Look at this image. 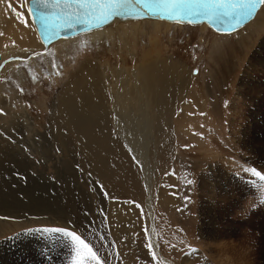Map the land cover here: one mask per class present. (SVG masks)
I'll list each match as a JSON object with an SVG mask.
<instances>
[{
    "label": "rangeland",
    "instance_id": "374dc122",
    "mask_svg": "<svg viewBox=\"0 0 264 264\" xmlns=\"http://www.w3.org/2000/svg\"><path fill=\"white\" fill-rule=\"evenodd\" d=\"M27 1L15 6L12 25L17 26L20 41L34 38L41 46L31 21L27 18L28 24L21 15L28 16ZM257 19L261 23L255 27L259 29L249 26ZM131 24L136 26L115 24L104 28L102 34L98 30L93 36L89 33L57 42L47 54L11 63L6 65L9 70L5 74L0 72V189L4 190H0V209H8L0 213V264H133L107 254L105 241L112 235L107 220L115 219H122L120 228L129 231L128 238L133 235L131 241L137 238L143 245L135 263L153 264L154 255L145 241V193L139 186V169L121 143L120 155H115L111 141L101 134V127L110 123L104 110L107 100L103 97L102 74L116 78L113 73L117 68H139L144 56L177 64L188 72L190 81L183 110L174 117V142L171 136L160 137L164 146L160 145L157 152L153 193L156 227L164 224L178 234L172 237L176 246L160 236L163 254L182 264V259L194 252L196 256L191 254L189 264H214L210 256L224 258L222 248L231 246L224 263L264 264V4L251 23L231 34H217L201 25L177 26L151 20ZM243 29L244 35H235ZM19 53L7 54L28 55ZM87 59L97 62L99 75L86 73L84 81L71 87V74L77 73ZM146 76H150L149 71ZM95 95L98 99L93 108L89 106L93 119L90 132L83 136L84 143L75 141L81 136L78 129H74L76 134L67 131L70 138L87 152L102 145L105 154L113 153L116 161L130 157L125 164L123 160L109 161L100 152L106 164L96 166V174L84 172L73 158L61 153L59 141L49 131L61 100L72 111L88 105V98ZM183 128L187 134L182 133ZM217 141L224 148L220 155L210 149L213 144L217 147ZM107 180L117 186L111 201L98 196L99 187L106 188ZM216 230L222 237L216 236ZM67 232L79 236L95 256L65 235Z\"/></svg>",
    "mask_w": 264,
    "mask_h": 264
},
{
    "label": "bare ground",
    "instance_id": "6f19581e",
    "mask_svg": "<svg viewBox=\"0 0 264 264\" xmlns=\"http://www.w3.org/2000/svg\"><path fill=\"white\" fill-rule=\"evenodd\" d=\"M24 1L25 0H0V52L4 53V51H6V54L7 53H13L14 51L15 52L18 51L20 53L25 52L28 54L26 57H23V56H17V57L24 59L26 61H29L30 59L36 58L37 54H47L50 47L52 45H54L55 43L66 41V40H59V41L51 44L48 48L44 49L40 40H39V37L37 35L36 28H35L34 24L32 23L30 14L28 12V7H27L26 9L28 12V16L23 14V13H21V15H22V17H24V19L27 20L28 24H29V22H28L27 18H29V20L31 21V23L33 25V29L36 33V36H37L38 41H39L41 46H39V44H37V42L34 38L29 40V41H26L25 43L20 41L18 38V35H17V31L15 29L17 26L14 27L12 25V23H13L12 16L14 17V15H13L14 12L12 11V9H15V6H17V5H22L24 3ZM28 1H27V4H28ZM261 7H260V9H261ZM259 10H258V12H259ZM257 13H256V15H257ZM256 15H255V17H256ZM253 20H251L249 23H251ZM259 20L260 19L255 20L251 25L249 23L248 24H249V26H253L256 29H259V28L255 27L256 25L261 23ZM142 21L144 22L146 20H137V21H134V20H113L111 23H109L104 28H107L110 26L112 27V25H115V24H126V25L129 24V25L133 26V28H134V26H136V25H132L131 23H135V22L139 23ZM147 21H150V20H147ZM152 22H159V23L162 22V23H166V24H170V25L183 26L180 24H172V23H167V22H163V21H154L153 20ZM246 25H244V26H246ZM201 26H204V25H201ZM204 27H206V26H204ZM248 27H246V28H248ZM104 28L99 29V30L102 31V30H104ZM254 28H250V29H254ZM245 29L239 31L235 35L239 36V37L244 35L246 33ZM108 30H111V29H108ZM96 31H98V30H95L92 32H96ZM92 32H89L90 35L92 34ZM89 33H85V34H89ZM102 33H103V31L100 32V34H102ZM82 35H84V34H82ZM221 35H223V34H221ZM78 36H81V35H78ZM78 36H76V37H78ZM91 36H93V34ZM76 37H74V38H76ZM102 37L103 36H101V39H102ZM74 38H70V39H74ZM67 40H69V39H67ZM102 40H104V39H102ZM263 47H264V44H263ZM34 48H37V49L34 51H31ZM6 54L0 55V57H1L0 62L8 61L9 58L15 57V56H9V54H7V55ZM28 57H29V59H28ZM15 61H12V62H15ZM15 63H17V62H15ZM96 63L97 62H95L91 59H87V60L83 61L78 72L75 74H73V73L71 74V77H70L71 79L69 81L70 83H72L71 87H73L75 84H78V83L84 81L85 77L83 75H85L86 73H90L91 75H99L97 72H99L100 69L99 70L97 69V67L95 65ZM141 63H142V65H145L144 70H142L143 66L141 64H140L139 68L134 67L135 69L131 68L132 70H130V71H125L122 68H119V69L117 68L118 71H116V72L113 71L114 73L112 72L113 74H115L117 76L116 78H115V76H112L111 78H109L107 76L108 75L107 73L102 74V79L101 78L100 79L102 80V83H105V85H106L105 86L103 84V86H102V88L105 90V94H103V93L102 94H103L104 99L107 100V104H104V105H106V108H104V110L106 111V114L109 116L110 123L107 126L105 124V126L101 127V132H102L101 134L103 135L104 138H107L111 141L112 145L114 146V148L116 150L115 153L117 151H120L118 143H121L123 148L125 149V151L130 155V157L132 158V161L134 162V164L138 167V169L140 171V172L137 171L138 173H140L139 176L141 177V180H142V181H140L139 186L143 188L144 193H145L144 210H145V215H146V219H147V230H146V234H145V241L147 242L148 246H150L149 248L152 250L151 253H153V255H154L153 256L155 259L154 262L156 264H158V263L159 264H177L175 261H173L172 259H170L166 255H164L161 248H160V245H161L160 241H159L160 236H161L162 240L164 239L168 243H174V246H176L175 245L176 244L175 243V237L174 238H172V237L174 235H178V234L175 231H173L172 228L167 230L166 225H164V224H162L159 228L156 227V215H155V211H154V195H153V193H154V187H155V172H156L155 166H157V163H158V161H157L158 153L157 152L160 150V145H161L159 140L161 138H165L166 136L167 137L171 136L173 138V142H174V139L176 137V135H175L176 133L174 134L175 129H176L174 117H175V115L179 116V115H177V113H179L181 110H183L182 108L184 107V100H186V98H185L186 94L189 91L188 89H189L190 81H189V79H187V73L188 72L181 69V67H179L175 63H169V62H166L165 60H161V59H155V60L151 61V60H148L146 56H144L141 59ZM104 65H107V63H104ZM4 67L5 68L3 69L2 74L3 73L5 74L9 70V66L5 65ZM103 68L105 69V67H103ZM147 71L150 72L149 77L146 76ZM108 78H109V80L111 79V81L114 80L115 84L113 85V87H112V84L109 83L111 81H109ZM86 82L91 83V81H88V80ZM94 83H96V82H94ZM87 84H89V83H87ZM100 85H101V83H100ZM81 86H83V84ZM94 86H96V85H94ZM89 88H91V87H88L87 89H89ZM80 89H81V87H80ZM91 90H89V91H91ZM67 91H69V89ZM79 91H81V90H79ZM73 92L76 93V91L72 90V94H73ZM95 92H93V93H95ZM95 94H97V93H95ZM99 95H101V94H99ZM62 97L65 99V97L61 95V98ZM68 99H66V101ZM88 99L90 100L89 103L87 102L88 105L85 104V106H83V107H76L77 106L76 105L75 110H72V111H69L68 107L66 108L65 105L67 104V102H65V100L64 101L61 100L63 103H65V105L62 103L59 107L57 106L58 108L55 111L56 115H55V117H53V126H52V129L49 131L52 132L51 134L53 135L55 140L59 141V144L61 146L60 147L61 153L64 152L67 157L73 158V161L75 160V163L84 172H87L86 170H89V171H92L93 173L96 174V171H97L96 166L104 167L106 164V160L102 156L99 155L100 152L105 154V151H104V148L102 147V145L98 150H96L94 152H90V151L87 152L84 149H82L76 142H74L70 138L69 133L67 132L69 130L71 133L75 132V134H76V131H74V129H76V130L78 129L80 132H77V133L79 135L81 134V136L76 138V139L74 138V139L77 142H82V144L84 143V137L83 136H86L88 134V131H89L88 128H90L89 125H90L91 119H93V118H91V111H92L91 109L94 107L92 105H93V103H94V105H96L98 98L95 95V96L90 97ZM200 99H202V98H200ZM69 100H72V99H69ZM190 100H191V98H190ZM81 101L82 100H80V102ZM83 101H85V100L83 99ZM191 101H193V100H191ZM71 102L74 103V101H71ZM99 102H101V101H99ZM203 102H204V100H203ZM187 105H185V106H187ZM89 106L92 108H90ZM200 111H201V109H200ZM184 112H185V110H184ZM99 113H101V112H99ZM209 115H210V113H209ZM206 116H208V115L206 114ZM58 117H59V119H58ZM69 117L71 118V120L67 121L66 119ZM198 117H200V116H198ZM109 121L107 120V122H109ZM209 121H211V120H209ZM186 122H187V120H186ZM74 123H75V126H74ZM178 125H181V124L178 123ZM184 130H186V129L183 128L182 133H186V131H184ZM198 131H200V130H198ZM212 132H214V131H212ZM212 136H210V137H212ZM214 137H215V135H214ZM97 140L98 139H96V141ZM213 140H215V139H213ZM213 140L212 141L210 140V141L214 143ZM97 142H99V141H97ZM205 142L208 143L207 140ZM108 143H109V141H108ZM217 143H218L217 147H216V144H213V145H211L210 149L213 151L216 150L217 152L216 151L215 152L218 153V155H220L219 152L223 153L224 148L221 146L220 141L219 142L217 141ZM94 145H95V143H94ZM96 145H97V143H96ZM162 145L164 146V144H162ZM106 146H104V147H106ZM225 146L228 148H231L230 145H225ZM231 146H232V144H231ZM110 147L111 146H109V149H110ZM111 148L113 149V147H111ZM4 151H6V150H4ZM112 151H114V150H112ZM0 152H2V150H0ZM117 153L115 155L119 154V153L118 154ZM109 154L110 153H108V155L105 154L108 157L109 161L111 160L114 162H120V160H123L125 162V164H128L127 160L130 158L129 156H128L129 158L126 156L127 160H126V158H124L125 157L124 156L120 160L116 161L113 158L115 156L112 157V155H111L113 153H111L110 155ZM123 154H126V153L124 152ZM213 155H214V153H213ZM121 156H123V155H121ZM227 158H228V156H227ZM117 159H119V158H117ZM63 160H67V159L63 158ZM95 160H98L99 163L96 161L98 164L97 163L95 164ZM123 161H121V162H123ZM66 162L69 164L68 161H66ZM121 164L122 163H120V165ZM117 168H120V167L118 166ZM116 170H118V169H116ZM120 174H121V172H120ZM93 177L94 176L92 175L91 176V178H92L91 183L92 184H93V179H96L95 177L94 178ZM105 183L107 185L106 188H103L102 186L99 187L101 191H100L98 196H99L100 200H110L111 201V200L115 199L114 198L115 197L114 191H115V189H117V186L113 180H107V182H105ZM201 185H202V181H201ZM2 188L0 190H3ZM202 189L204 190L205 186H203ZM4 198L5 197H3L2 199H4ZM95 200H96V198H95ZM114 202H115V200H114ZM8 203H10V202H8ZM9 206H10V204H9ZM11 208H12V205H11ZM7 210H8L7 208H2V209H0V213L5 214V212ZM117 211H118V209H117ZM111 215H113V214H111ZM121 222H122V219L107 220V226L110 229L109 235L112 234L111 236L107 237L106 241L104 240L106 243V247H107L106 249H108L107 254L110 255L112 258H115V257L117 258L119 256L121 261H124L127 263L133 262V264H136L135 263L136 258L137 257L139 258L140 254H142L141 251H142L143 245L139 243L140 240H138L137 238H136V240L131 241L130 240L131 238L134 239L133 235H131V237L128 238L129 231L127 229L120 228ZM107 226H106V231H108ZM213 229H212V231H213ZM219 232H220V230H218L216 232V236L222 237L221 233H219ZM231 233H232V231H231ZM261 233L264 235V230L262 228H261ZM234 234H235V232H234ZM98 243H100V242H98ZM230 247H228L229 249L226 247L222 248L223 249L222 251L224 253V258L217 260L215 258V255L214 256L212 255V256H210L211 257L210 262L213 261L214 264H227V260H226V263H224V261L227 258L228 253L232 251V249H230ZM137 251H139L140 254L137 253ZM191 254H192V256H196V255H193V254H195L194 252L189 253L190 256L187 254L182 259V264H189L190 260L192 259ZM218 255L221 256L220 253H218ZM232 258H234V257H232ZM233 261H234V259H233ZM154 262H153V264H154Z\"/></svg>",
    "mask_w": 264,
    "mask_h": 264
},
{
    "label": "water",
    "instance_id": "95a60500",
    "mask_svg": "<svg viewBox=\"0 0 264 264\" xmlns=\"http://www.w3.org/2000/svg\"><path fill=\"white\" fill-rule=\"evenodd\" d=\"M100 2L103 3V0ZM149 2L151 0H128L125 6L120 9L119 15L108 14L102 21L97 19L103 9L97 6L96 0H41L39 4L36 0H29L27 7L28 12L29 7L32 9V13L29 12V14L45 49L59 40H67L102 29L113 20H154L190 26L205 25L216 33L228 34L253 20L263 5V3H256L251 10V15L237 24L234 19L219 23L211 12L209 15L193 14L189 16L185 9L170 7L165 10L154 5L148 7ZM211 2L212 0H187L193 13L203 11L197 5ZM77 20H82L83 23H78ZM70 24L71 26H69ZM15 60L22 61L24 59L15 56L9 58L8 61L1 62L0 72L6 63Z\"/></svg>",
    "mask_w": 264,
    "mask_h": 264
},
{
    "label": "snow or ice",
    "instance_id": "6c2138e0",
    "mask_svg": "<svg viewBox=\"0 0 264 264\" xmlns=\"http://www.w3.org/2000/svg\"><path fill=\"white\" fill-rule=\"evenodd\" d=\"M36 2L39 4L41 0H36ZM127 2L128 0H103V3H101L100 0H96L97 6L103 9L102 14L97 17V19L102 21L108 14L119 15L120 9L124 7ZM256 3H264V0H212L211 3H202L197 5V7L203 9L200 13H193L191 11V6L187 3V0H151V2L148 3V7H152L154 5L157 8L165 10L170 7L182 8L187 11L189 16L193 14L209 15L211 12L216 21L219 23H224L226 20L234 19L238 24L248 15H251V10ZM12 11L15 12L16 10L12 9ZM29 12L32 13L31 7H29ZM17 15H19V13H17ZM77 22L83 23L82 20H77ZM69 26H71V24ZM0 112H2V110H0ZM65 235L71 236L84 249H86L88 253H90L93 257L95 256L92 249L89 248L79 236H73L71 232H67Z\"/></svg>",
    "mask_w": 264,
    "mask_h": 264
}]
</instances>
